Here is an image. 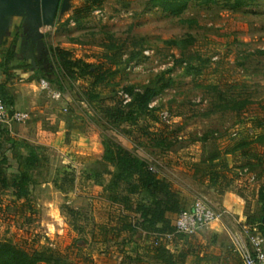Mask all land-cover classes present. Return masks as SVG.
I'll use <instances>...</instances> for the list:
<instances>
[{"label":"rangeland","instance_id":"1","mask_svg":"<svg viewBox=\"0 0 264 264\" xmlns=\"http://www.w3.org/2000/svg\"><path fill=\"white\" fill-rule=\"evenodd\" d=\"M97 1L71 0L70 9L42 29L45 60L34 53L32 64L28 52L19 51L23 33L17 18L0 42V63L7 61L11 75L6 92L17 90L25 104L48 106L66 121L53 145H36L44 162L28 200L0 192V241L39 254L40 264H161L146 235L98 234V225L116 216L100 199L103 185L87 173L101 170L96 159L104 154L103 133L170 181L187 198L186 209L199 198L218 213V220L195 234L167 242L175 256L186 253L182 264H242L235 238L242 223L258 214L256 195L264 177V0L234 11L190 0L180 17L147 7L145 0H102L80 23L73 20L75 9ZM181 40L191 42L170 43ZM55 48L109 69L107 80L93 87L90 79L56 82L49 75L51 89L61 95L51 97L40 83L43 71L56 64ZM9 51L13 59L8 61ZM0 75L1 85L6 79L1 67ZM129 85L157 89L150 103L157 122L146 114L136 126L105 117L102 110L120 101ZM21 125L10 129L19 132ZM147 132L167 148L150 146ZM0 148L8 159L2 168L15 172L9 145ZM104 180L107 185L109 178Z\"/></svg>","mask_w":264,"mask_h":264},{"label":"trees","instance_id":"2","mask_svg":"<svg viewBox=\"0 0 264 264\" xmlns=\"http://www.w3.org/2000/svg\"><path fill=\"white\" fill-rule=\"evenodd\" d=\"M189 1L145 0L147 7L159 8L175 17H180L184 13ZM248 1L251 0H198L201 5L222 4L233 11L247 6ZM101 5L102 0L92 4L86 2L75 9L72 18L78 24L94 8ZM17 29L22 28L19 26ZM190 42V40H181L171 41L170 43L185 46ZM52 54L56 63L54 68L44 70V73H42V78L47 80L48 83H51L54 79L59 82L64 78L70 80L90 79L91 85L94 87L103 85L107 80L109 69L103 71L101 65L88 63L82 59H74L70 51L61 48L53 49ZM12 59L13 53L9 51L8 61ZM7 64V61L0 63V67L3 68L4 74H6L4 83L0 85V95L5 105L14 110L12 108L14 104L13 97H10L9 93L6 92L7 83L11 80ZM49 75L54 79L48 78ZM121 92L129 96L130 100L128 102L123 103V98H121L114 106L105 107L102 110V113L111 123H128L136 126L142 114L148 115L153 122L159 120L154 115L157 109L150 107L152 99L157 94L155 87L146 86L141 91L134 85H129L124 87ZM10 130V127L0 124V146L2 143L9 145L8 151L13 153L16 171L9 174L2 168V165L6 164L8 159L5 152L0 150V192L10 191L16 201L23 200L25 202L28 200L31 188L37 184L38 168L44 162V159L40 156L36 145L24 139H15L11 136ZM99 134L105 147L103 157L96 159L101 170L94 168L88 170L87 173L90 174L88 179L94 178L97 185H103L100 199L105 203L108 211L110 209L116 211V216L112 220L98 225V234L104 236H120L123 233L146 235L153 240L149 249L151 254L161 264L184 263L186 253L180 252L175 256L169 251L167 242L172 243L178 237L188 236L177 232L174 226V217L176 218L179 212L186 209L187 198L175 191L171 182L166 178L152 172L149 169V163L145 159L113 138L103 133ZM147 137L150 146L158 149L167 148L165 141L159 136L150 138V133L147 132ZM260 140L264 141V135ZM99 151L101 152L102 149ZM106 176L109 178L107 185L104 184ZM225 191L229 190L225 189ZM256 197L258 214L255 217L247 218V222L264 237V177ZM113 220L115 222L110 225ZM166 236H170V238L167 239ZM44 253L52 254L50 249H46ZM42 260L44 259L39 254L31 255L11 242L0 241V264H40Z\"/></svg>","mask_w":264,"mask_h":264},{"label":"built area","instance_id":"3","mask_svg":"<svg viewBox=\"0 0 264 264\" xmlns=\"http://www.w3.org/2000/svg\"><path fill=\"white\" fill-rule=\"evenodd\" d=\"M41 89H47L53 98H60L45 80H41ZM124 103L130 100L127 94H123ZM66 112V108L63 109ZM29 120V113L20 110L9 109L0 95V124L10 127L13 124H24ZM152 172L155 169L149 166ZM216 210L202 199H195L189 209L182 210L176 215L174 226L179 233L191 236L197 230L210 225L218 220ZM170 238V236H166ZM235 250L242 264H264V237L255 227L242 223L239 235L235 238Z\"/></svg>","mask_w":264,"mask_h":264},{"label":"water","instance_id":"4","mask_svg":"<svg viewBox=\"0 0 264 264\" xmlns=\"http://www.w3.org/2000/svg\"><path fill=\"white\" fill-rule=\"evenodd\" d=\"M71 0H0V42L11 30L14 19H19L22 28L20 52L23 46L29 49L28 59L34 64V51L48 54L42 29L51 27L57 14L71 7Z\"/></svg>","mask_w":264,"mask_h":264},{"label":"crops","instance_id":"5","mask_svg":"<svg viewBox=\"0 0 264 264\" xmlns=\"http://www.w3.org/2000/svg\"><path fill=\"white\" fill-rule=\"evenodd\" d=\"M9 86L10 82L7 83V88H9ZM8 95L10 97H13L14 104L12 108L14 110H20L29 113V120L27 121L28 123H24V125L20 124L21 126L19 127V132H14L13 130H10L12 137H19L28 141L31 144L43 145L47 147L50 146L49 144L53 145L54 139L60 138L62 136L63 129L60 123L63 125L66 123L64 116L60 114L56 115V111H50V109H46L48 108V106H41L38 104H25L23 101L24 97L17 90L13 91V93ZM46 111L48 112V114H46L48 116L45 117L44 113ZM225 199L226 196H224L222 206H225ZM238 204L239 203H237V207L235 208V212H237V214L240 212V205Z\"/></svg>","mask_w":264,"mask_h":264},{"label":"flooded vegetation","instance_id":"6","mask_svg":"<svg viewBox=\"0 0 264 264\" xmlns=\"http://www.w3.org/2000/svg\"><path fill=\"white\" fill-rule=\"evenodd\" d=\"M22 37H23V34H21V37H20V43H21V38H22ZM20 43H19V45H20ZM19 48H20V47H19ZM24 51H26V52L29 53V49H28L27 46H23V52H24ZM34 53H35V54H38L42 60L47 59V56H46V55H43V53L40 52V51H39V52L34 51Z\"/></svg>","mask_w":264,"mask_h":264}]
</instances>
